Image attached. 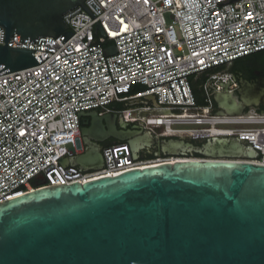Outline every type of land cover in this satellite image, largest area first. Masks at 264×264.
Instances as JSON below:
<instances>
[{"label":"built area","instance_id":"obj_1","mask_svg":"<svg viewBox=\"0 0 264 264\" xmlns=\"http://www.w3.org/2000/svg\"><path fill=\"white\" fill-rule=\"evenodd\" d=\"M84 4L95 17L82 6L67 11L63 19L73 34L64 42L61 34L21 42L13 33L7 40L8 46L35 49L39 61L38 55L49 56L0 75V202L41 186L86 183L191 158H134L129 144L121 141L101 149L99 169L63 164L84 151L82 111L115 113L160 138L236 139L256 153L237 160L264 165V110L219 114L213 98L224 86L232 93L239 88L236 74L226 68L233 60L264 50V0ZM4 32L0 26V45H5ZM195 84L203 104L196 101ZM151 95L155 105L146 99Z\"/></svg>","mask_w":264,"mask_h":264},{"label":"water","instance_id":"obj_2","mask_svg":"<svg viewBox=\"0 0 264 264\" xmlns=\"http://www.w3.org/2000/svg\"><path fill=\"white\" fill-rule=\"evenodd\" d=\"M84 1L0 0V75L49 56L39 61L35 49L8 46L13 33L21 42L60 34L64 42L73 34L63 19L67 11L82 6L95 17ZM239 85L235 93L226 86L213 93L217 113L264 106V89ZM146 99L155 105L154 96ZM80 115L84 151L63 164L101 168L98 142L108 137L127 142L134 158L152 145L191 158L41 186L0 202V264H264V165L237 160L254 158L252 148L227 137L200 145L160 138L115 113Z\"/></svg>","mask_w":264,"mask_h":264},{"label":"flooded vegetation","instance_id":"obj_3","mask_svg":"<svg viewBox=\"0 0 264 264\" xmlns=\"http://www.w3.org/2000/svg\"><path fill=\"white\" fill-rule=\"evenodd\" d=\"M233 65H234V63H232L231 65H228L226 68L230 69L233 67ZM235 74L239 80H244V81L248 82V84H251V85H254L256 87H260V88L264 89V66H261V65L245 66V64H241L240 67L238 69H236ZM130 102L135 103V102H137V100L130 101ZM254 108L259 109V110H264V106L262 104H259L257 107H254ZM91 111H95V110H91ZM96 112L99 115V111L96 110ZM87 119L88 118L86 117V120ZM82 126L83 125L81 123V127ZM115 140H117V139H115L113 137H108V138H105V139L99 141L98 145L102 149L105 145H107V144H109ZM84 148H85V145H84ZM157 154L163 155L160 152V149L158 148V146L152 145L148 148L141 150L139 153V157H141V158H152L154 156H157Z\"/></svg>","mask_w":264,"mask_h":264},{"label":"trees","instance_id":"obj_4","mask_svg":"<svg viewBox=\"0 0 264 264\" xmlns=\"http://www.w3.org/2000/svg\"><path fill=\"white\" fill-rule=\"evenodd\" d=\"M234 63L233 67L230 69H227L233 73L236 72V69H238L240 67L241 64H245V66H253V65H261L264 66V50L255 52V53H251L249 55H245L242 57H239L235 60H233L230 65ZM238 63V64H237ZM137 88L134 87V89L132 91H136ZM193 91H194V95L196 98V101L198 104H203V99H202V93H201V89L199 88V86L197 84L194 85L193 87ZM123 103H117L115 105V107H122ZM121 142L119 140H115L109 144H113V143H118ZM194 142L196 145H200L203 142H199V141H192ZM108 145V144H107ZM193 156L195 157H201L200 154L198 153H194Z\"/></svg>","mask_w":264,"mask_h":264},{"label":"bare ground","instance_id":"obj_5","mask_svg":"<svg viewBox=\"0 0 264 264\" xmlns=\"http://www.w3.org/2000/svg\"><path fill=\"white\" fill-rule=\"evenodd\" d=\"M154 165H156V164H153V165H149V166H154ZM147 167V166H146Z\"/></svg>","mask_w":264,"mask_h":264}]
</instances>
